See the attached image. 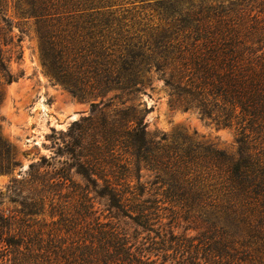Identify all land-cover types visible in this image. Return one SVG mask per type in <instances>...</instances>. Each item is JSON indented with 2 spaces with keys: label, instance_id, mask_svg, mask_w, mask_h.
I'll list each match as a JSON object with an SVG mask.
<instances>
[{
  "label": "trees",
  "instance_id": "1",
  "mask_svg": "<svg viewBox=\"0 0 264 264\" xmlns=\"http://www.w3.org/2000/svg\"><path fill=\"white\" fill-rule=\"evenodd\" d=\"M6 1L0 0V34L13 26ZM13 6L34 18L48 75L80 98L118 92L93 103L83 123L55 141L82 182L65 166L49 176L36 170L29 187L9 195L16 207L0 201V264H264V0ZM1 54L0 48V77L10 83L15 76ZM151 69L169 86L172 108L192 107L215 126L232 128L236 152L187 134L147 138L148 108L134 100ZM98 113L109 128L110 159L85 130ZM14 163L0 133V173ZM141 163L152 180L141 181L139 173L133 179ZM66 180L68 192H53ZM95 197L104 200V217ZM112 218L126 219L134 231Z\"/></svg>",
  "mask_w": 264,
  "mask_h": 264
},
{
  "label": "rangeland",
  "instance_id": "2",
  "mask_svg": "<svg viewBox=\"0 0 264 264\" xmlns=\"http://www.w3.org/2000/svg\"><path fill=\"white\" fill-rule=\"evenodd\" d=\"M5 3L3 12L12 20L13 26L11 30L1 29V56L7 70L15 79L6 83L0 77V133L11 144L15 163L10 171L0 173V201L2 207L13 208L17 204L10 201L9 195L13 196L14 191H18L20 187H29V180L36 170L48 171L49 176L53 169L65 166L74 181L82 182L81 175L71 166L72 158L65 151V147L61 145L57 148L55 141L68 138L67 132L71 130V126L75 125L74 122L83 123L84 118L91 113L93 103H105L118 90L111 89L97 96L80 98L48 75L39 56L34 18L27 14H17L13 6L14 0H7ZM0 26H4L2 20ZM16 34L21 36L19 42L16 41ZM12 36L13 39L9 42ZM2 38H6L8 43L3 44ZM19 48L22 52L21 58H17ZM146 78L134 101L138 107L145 104L148 108L145 115L147 138L157 139L165 135L167 139H171L187 134L229 154L236 152L237 143L232 128L215 126L209 120L202 119L192 107L185 110L172 108L169 105L170 89L160 71L151 69ZM98 115L97 122L88 125L85 130L88 137L101 140V147L107 155L105 159H110L109 128L104 124L102 114ZM31 163L34 166L31 167ZM142 163L140 170L133 172V179L139 173L141 181L152 180L153 171L145 168ZM68 183L66 180L65 186L53 192L58 195L65 194L70 190L66 187ZM103 203L102 198L95 197L98 213L102 212L101 217L107 214V210H102ZM112 219L118 220L129 232L134 231L135 226L126 219Z\"/></svg>",
  "mask_w": 264,
  "mask_h": 264
}]
</instances>
